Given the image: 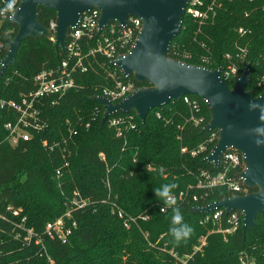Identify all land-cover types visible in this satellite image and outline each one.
Listing matches in <instances>:
<instances>
[{"label":"trees","instance_id":"trees-1","mask_svg":"<svg viewBox=\"0 0 264 264\" xmlns=\"http://www.w3.org/2000/svg\"><path fill=\"white\" fill-rule=\"evenodd\" d=\"M207 4H214V10L202 25L185 16L171 57L212 70L236 65L238 77L251 63L248 90L258 97L264 91V0ZM39 20L49 27L56 12L42 7ZM17 33V26L3 22L0 61ZM65 58L51 38L28 39L0 80V264H50L49 258L54 264H242L246 256L264 264V212L257 217L258 226L246 234L241 228L227 239L208 235L210 227L200 223L203 215L192 212L230 195L226 187H216L203 199L192 200L195 194L204 195L197 188L202 173L217 175L222 170L206 161L216 142H209L212 133L203 132L211 114L198 97H192L200 101L198 114L183 100L172 101L151 111L145 124L132 112L117 113L102 125L105 110L95 97L115 87L111 74L138 88L149 85L124 78L119 68L98 57L87 72L78 74L74 89L43 102L46 127L30 141L11 144L6 124L16 120L17 113L2 103L19 101L35 88L39 73L58 68ZM223 79L230 88L236 83ZM112 118L124 122L115 127ZM193 118L203 122L197 125ZM202 146L205 150L199 152ZM171 182L179 185L176 195L189 191L191 196L178 204L193 229L179 244L169 233L172 210L154 192ZM83 201L87 205L77 210L76 203ZM16 211L19 216H14ZM70 212L72 220L66 218ZM63 217L76 223L65 244L45 234L48 223ZM28 230L35 234L31 243L25 241ZM204 237L206 245L201 246Z\"/></svg>","mask_w":264,"mask_h":264},{"label":"water","instance_id":"water-1","mask_svg":"<svg viewBox=\"0 0 264 264\" xmlns=\"http://www.w3.org/2000/svg\"><path fill=\"white\" fill-rule=\"evenodd\" d=\"M191 0H20L21 9L9 23L18 27L9 51L0 61V80L5 71L16 64L21 45L28 39L51 38L48 27L39 20L40 8L56 12L55 50L65 52L69 32L78 26L85 12L98 9L99 34L112 23L126 26L130 17L139 18L142 29L131 51L120 56L112 64L127 78L133 77L139 84H148L113 105L107 98L97 96L95 101L105 110L102 125L117 113L135 112L143 124L151 111L181 101L184 97H198L208 107L210 123L204 133L219 132V139L206 161L219 168L223 154L228 150L243 155L245 170L239 178L251 192L247 196L225 197L222 201L205 207H194L192 212L207 214L225 209L227 214L239 211L243 214V232L258 226L257 217L264 212V147H257L256 139L264 140L252 129L261 125L258 111H250L248 102L256 100L264 104V91L255 97L248 90L251 83L249 63L233 88L222 79L223 69L190 65L171 57L173 41L180 35L186 9ZM262 98V99H261ZM264 256V252H263Z\"/></svg>","mask_w":264,"mask_h":264},{"label":"built area","instance_id":"built-area-1","mask_svg":"<svg viewBox=\"0 0 264 264\" xmlns=\"http://www.w3.org/2000/svg\"><path fill=\"white\" fill-rule=\"evenodd\" d=\"M208 1L191 0L186 9L185 16L196 19L202 25L209 17L208 13L214 10V4H207ZM250 1L253 2V0ZM5 3L6 0H0V8L4 7ZM19 5L20 0H17L16 7L18 8ZM100 16L101 12L98 9L83 13L78 26L68 34L65 52L60 51L66 56L61 65L58 68L44 70L39 73L34 79L35 88L22 95L19 101L7 104L5 102L2 103V106L8 105L17 113L16 120L6 124V129L10 133L11 144L13 146L17 145L20 140L25 142L30 141L34 132H41L46 127V123L42 118L43 102L47 99H54L65 95L74 89L76 87V77L78 74L88 71V68L93 64L92 59L100 57L112 64L120 56L128 54L134 47L142 29V22L139 18H128L126 26L112 23L107 30L99 34L98 22ZM6 20L9 21L6 16H0V29ZM48 28L52 33L51 39L55 43L56 20L51 22ZM227 58L231 59L230 56H227ZM121 73L124 78H127L122 71ZM111 75L116 85L113 89L105 90L101 97L107 98L113 105L119 104L139 89L133 82L124 83L121 80V76H118L117 73ZM238 75L239 67L236 65L229 66L227 69H223L222 79L224 77L226 80H236L237 82L240 78ZM182 100L191 109L193 115L199 113L201 105L197 98L184 97ZM123 122V118H112L110 120L111 125L115 127L120 126ZM194 122L199 125L203 122V119L197 120L195 118ZM134 127V125L131 126L132 129ZM211 133L209 142H216L217 144L219 132L213 131ZM119 135H121V132H119ZM44 145H46V142H44ZM204 150L205 147L202 146L199 152ZM195 154L194 152L193 155L195 156ZM221 168V172L217 175L206 172L202 173L197 188L200 191L202 190L204 195L195 194L192 197L194 202L199 201L200 198L203 199V196H208L209 192L216 187H226L230 193L227 197L247 196L252 192L239 178V174L245 170L243 155L240 152L234 150L226 151L220 160L219 169ZM176 196L178 204L182 201H188L191 197L189 191H183ZM86 205V201H83L81 204L76 203L77 210L82 209ZM161 211L165 213L167 208L163 207ZM19 212H14V216H19ZM202 215L200 223L205 227H210L208 235L217 234L227 239L236 234L241 228L243 229V214L239 211L227 214L225 209H220ZM72 217L71 212L66 214L67 219L72 220ZM123 217L124 215L119 213V218ZM142 219L148 220L147 217H143ZM74 228H76V223L67 222L63 217L48 223L45 234L48 239L65 244L72 235ZM34 235L33 230H28L25 241L31 243ZM17 237L20 238L21 235L18 234ZM37 242L41 243V240ZM200 242L201 246L206 245V237L202 238ZM49 261L50 264H54L50 258ZM241 263L258 264L247 256L241 258Z\"/></svg>","mask_w":264,"mask_h":264},{"label":"clouds","instance_id":"clouds-1","mask_svg":"<svg viewBox=\"0 0 264 264\" xmlns=\"http://www.w3.org/2000/svg\"><path fill=\"white\" fill-rule=\"evenodd\" d=\"M16 4L17 0H6L4 7L0 8V16H6L9 20L15 19L17 13L21 11V9L16 7ZM248 107L250 111L259 112V120L262 122L261 125H264V104L257 103L256 100H250L248 102ZM252 131L264 135V126H257L252 129ZM254 142L257 147H264V140L256 139ZM159 172L162 177L165 179L167 178L165 169L162 166L160 167ZM178 188L179 185L175 182L165 183L158 188H154L157 199L162 201L164 206L172 210L169 233L177 244L189 238L193 232L192 227L184 222L182 211L178 206V199L175 194V190Z\"/></svg>","mask_w":264,"mask_h":264},{"label":"flooded vegetation","instance_id":"flooded-vegetation-1","mask_svg":"<svg viewBox=\"0 0 264 264\" xmlns=\"http://www.w3.org/2000/svg\"><path fill=\"white\" fill-rule=\"evenodd\" d=\"M252 192H254V191H252Z\"/></svg>","mask_w":264,"mask_h":264},{"label":"rangeland","instance_id":"rangeland-1","mask_svg":"<svg viewBox=\"0 0 264 264\" xmlns=\"http://www.w3.org/2000/svg\"><path fill=\"white\" fill-rule=\"evenodd\" d=\"M229 67V66H228ZM241 77V76H240Z\"/></svg>","mask_w":264,"mask_h":264}]
</instances>
